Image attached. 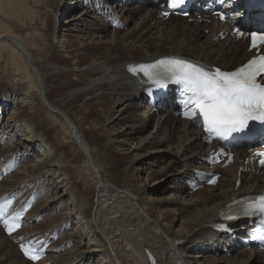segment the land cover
I'll list each match as a JSON object with an SVG mask.
<instances>
[{"label": "bare ground", "instance_id": "6f19581e", "mask_svg": "<svg viewBox=\"0 0 264 264\" xmlns=\"http://www.w3.org/2000/svg\"><path fill=\"white\" fill-rule=\"evenodd\" d=\"M114 21L136 22L121 34ZM223 30L176 17L163 23L154 9L116 0H0V165H17L0 197L45 199L29 216L43 221L19 233L60 234L56 256L39 264H149L147 250L159 264H264V253L254 251L215 258L223 240L211 228L235 197L264 191V177L243 175L238 189L237 150L216 187L189 195L185 179L205 150L201 130L154 115L142 104L143 84L127 72L163 57L242 65L253 56L243 42L215 51ZM63 75L72 87L55 97L49 83ZM86 108L99 109L102 121H87ZM151 125L153 134L141 136ZM165 184L171 196L155 195ZM10 240L0 229V264H30Z\"/></svg>", "mask_w": 264, "mask_h": 264}, {"label": "snow or ice", "instance_id": "6c2138e0", "mask_svg": "<svg viewBox=\"0 0 264 264\" xmlns=\"http://www.w3.org/2000/svg\"><path fill=\"white\" fill-rule=\"evenodd\" d=\"M171 3L183 5L185 0H171ZM240 35L244 33L240 32ZM250 36L253 48H264V33L253 31ZM140 71L153 84L161 87H166L168 81L182 86L184 99L181 103L189 108L185 115L193 119L201 116L207 132L215 134L218 139L225 140L233 133L243 132L250 121L264 122V84L257 79L264 75V54L255 56L246 65L231 72L219 68L209 71L185 59L141 65ZM260 202L258 210L264 215V197H260ZM254 214L253 210L244 212V215ZM4 216V208L0 206V222L9 232L20 227L16 222L9 227ZM18 219L19 215L13 217L14 221ZM25 254L28 255L27 250ZM30 259H39V254H32Z\"/></svg>", "mask_w": 264, "mask_h": 264}, {"label": "rangeland", "instance_id": "374dc122", "mask_svg": "<svg viewBox=\"0 0 264 264\" xmlns=\"http://www.w3.org/2000/svg\"><path fill=\"white\" fill-rule=\"evenodd\" d=\"M84 6H85V4L83 5V4H81L80 6H79V8H78V10H75L72 14L74 15V16H76V17H78V15H80L81 13H82V8H84ZM112 7V6H111ZM145 12V11H144ZM143 12V14H142V12L140 13V16H138V18H141V17H143L144 16V13ZM55 13H53V15H54ZM142 14V15H141ZM67 18H68V16L66 15V16H63L62 17V20H63V22H65L66 20H67ZM136 22V21H135ZM134 22V23H135ZM173 22H175L174 20H173ZM134 23H131V24H129L127 27H126V29L125 30H123V31H121V34H125L126 32H128V30L129 29H131V28H133V27H135V24ZM182 23L180 22V25H181ZM169 25V24H168ZM167 25V28L165 27V30L168 32V30H170V29H172L170 26H168ZM189 25H193V24H189ZM113 28V27H112ZM53 32H54V29L52 30ZM52 31H51V33H52ZM112 31V30H111ZM111 31H109V35H111ZM157 31V30H156ZM208 30H204L203 31V36L205 37V38H208V37H210V35H209V33L207 32ZM162 33H164V31L162 32ZM55 35L57 36V31L55 30ZM157 36V35H156ZM203 41H205V39L203 40ZM221 44H224V42H221V43H219V44H217V43H215L214 45H216V47H215V51L217 50H219V45H221ZM233 53V50H231L230 51V55ZM186 54V53H185ZM37 60L39 61V60H41V58L38 56V58H37ZM213 60V59H212ZM215 63L217 62L216 60L214 61ZM236 66V64H234L233 65V67H235ZM232 67V68H233ZM49 87H50V92L52 93V95L54 96L55 95V97H56V95H57V93H62V92H65V91H68V89L70 88V87H72V80H71V78L70 77H68V76H65V75H63V76H59L57 79H55V80H53V81H51L50 83H49ZM81 102V101H80ZM79 102V103H80ZM121 108V107H120ZM86 112H88V114L86 115V118H87V121H92L93 120V118H101V121H102V117H101V114H100V111H99V109H97V113H95V114H93V113H91V111H90V109L89 108H86ZM92 119V120H91ZM154 129V126H150L149 128H147L144 132H143V134H141V136H146L147 134H153V130ZM94 137H96V136H94ZM136 143V142H135ZM167 147L165 146V149H166ZM31 159V158H30ZM165 165V164H164ZM164 165H159L158 167L156 166L155 168L156 169H160V168H163V166ZM168 185V184H167ZM167 185L165 184V185H163L164 186V188H162L163 190L162 191H159V192H156V194L155 195H157V196H159V197H170L171 195H170V191H167L166 190V187H167ZM52 196V194H50L49 193V198ZM173 197H176V198H179L178 196H180V195H172ZM184 195H182L181 194V197H183ZM186 196V195H185ZM45 199H43L42 201H44ZM64 210V207H62L60 210H59V213H61L62 211ZM180 224H177L176 225V227H175V231H179V230H181V229H179V226ZM71 228H73V224H72V226H71ZM70 228V229H71ZM70 229L68 230V232L70 231ZM242 252L241 251H239V252H236V253H233L229 258H233V257H235L236 256V258H237V255L239 256L240 254H241ZM190 255H192V254H190ZM220 257H222V255H216L215 256V258H220ZM228 258V257H227ZM50 264V263H49ZM235 264H237V263H235Z\"/></svg>", "mask_w": 264, "mask_h": 264}]
</instances>
